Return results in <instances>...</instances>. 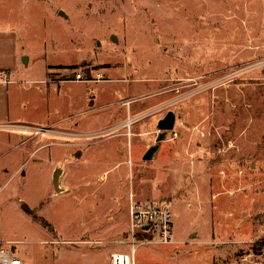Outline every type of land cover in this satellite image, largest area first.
<instances>
[{"label": "rangeland", "instance_id": "1", "mask_svg": "<svg viewBox=\"0 0 264 264\" xmlns=\"http://www.w3.org/2000/svg\"><path fill=\"white\" fill-rule=\"evenodd\" d=\"M10 33L35 121L0 128V241L24 264H111L133 201L194 233L144 264L264 262V0H0Z\"/></svg>", "mask_w": 264, "mask_h": 264}, {"label": "built area", "instance_id": "2", "mask_svg": "<svg viewBox=\"0 0 264 264\" xmlns=\"http://www.w3.org/2000/svg\"><path fill=\"white\" fill-rule=\"evenodd\" d=\"M0 75L3 80H9L6 71H2ZM77 77L80 78L81 76L78 74ZM7 126V124H0V128H6ZM2 189L3 186H0V191ZM173 231V215L165 204L133 201L130 205L128 235L125 239L119 241V243L129 248V252L112 253L111 264H136L135 256L138 248L142 245L149 243L174 244ZM155 232L156 237H154ZM145 233L151 237H141ZM8 243L0 241V264H24L23 259L7 247Z\"/></svg>", "mask_w": 264, "mask_h": 264}, {"label": "crops", "instance_id": "3", "mask_svg": "<svg viewBox=\"0 0 264 264\" xmlns=\"http://www.w3.org/2000/svg\"><path fill=\"white\" fill-rule=\"evenodd\" d=\"M22 52L19 50L18 40L13 34L0 35V74L2 71H6L9 75V80L5 81L2 79L0 75V124H11L12 122H23L30 121L34 122V117H24L21 113V109L28 107L30 101H23L21 99V90L19 89L18 84L21 81L15 79V77L20 73V65H21ZM26 58V57H24ZM45 81V80H44ZM49 83V80H47ZM40 109V107H36L34 104L30 106V110ZM67 117L61 118L60 122ZM59 120H53L52 123H58ZM2 133H0L1 136ZM12 137H15L14 134H11ZM194 233L188 232L184 238H179L175 236L173 233V239L176 241L183 242L188 237L193 236ZM155 245V244H153ZM161 247H166L169 245H159ZM114 252L120 253H128L129 248L127 246H120V248ZM148 246L141 248L139 247L137 250V254L135 256L136 264H144L142 260L146 258L144 253L145 248ZM153 247V246H149ZM170 247V246H169ZM112 252V253H114ZM138 258V261H137ZM162 262L164 264H180L178 261H174V257H169L166 254H162ZM186 263V262H185ZM264 264V262L260 263Z\"/></svg>", "mask_w": 264, "mask_h": 264}, {"label": "water", "instance_id": "4", "mask_svg": "<svg viewBox=\"0 0 264 264\" xmlns=\"http://www.w3.org/2000/svg\"><path fill=\"white\" fill-rule=\"evenodd\" d=\"M175 123H176V114L174 111L170 110L167 112V114L161 118L159 121H158V129L161 131V134L158 136L157 138V142H161L162 140H164L165 138V133L167 131H171L174 129V126H175ZM159 149V145L158 144H155L153 145L143 156V158L145 160H151L153 159L155 153L158 151ZM59 175H60V172H57L54 176V184H55V187L56 189L58 190L59 189ZM23 209L27 212L30 211V207L28 206V204L24 203L23 204ZM147 227V226H146Z\"/></svg>", "mask_w": 264, "mask_h": 264}, {"label": "trees", "instance_id": "5", "mask_svg": "<svg viewBox=\"0 0 264 264\" xmlns=\"http://www.w3.org/2000/svg\"><path fill=\"white\" fill-rule=\"evenodd\" d=\"M141 237H143V238H150L151 236L149 234L145 233V234L141 235Z\"/></svg>", "mask_w": 264, "mask_h": 264}, {"label": "bare ground", "instance_id": "6", "mask_svg": "<svg viewBox=\"0 0 264 264\" xmlns=\"http://www.w3.org/2000/svg\"><path fill=\"white\" fill-rule=\"evenodd\" d=\"M122 259H124V257H122Z\"/></svg>", "mask_w": 264, "mask_h": 264}]
</instances>
